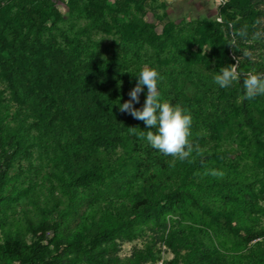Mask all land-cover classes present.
<instances>
[{"label":"rangeland","instance_id":"rangeland-1","mask_svg":"<svg viewBox=\"0 0 264 264\" xmlns=\"http://www.w3.org/2000/svg\"><path fill=\"white\" fill-rule=\"evenodd\" d=\"M24 25L43 39L53 36L79 71L71 86L54 88L45 106L14 97L0 75V244L29 242L34 239L29 225L47 222L58 223L54 238L46 232L53 264H95L74 244L98 236L103 257L124 258L135 250L144 264L158 259L171 264L170 244L178 251L175 264H186L202 240L227 264L232 257L264 264V242L253 244L254 235L264 233V95L249 100L250 115L261 124L256 143L242 122L237 89L246 91L243 80L228 88L214 81L220 68L237 60L241 76L264 73V0H1L0 37L8 40L13 26ZM239 30L247 35L237 36L231 48L232 33ZM91 53L102 62L115 60L101 87L91 84L83 69ZM145 64L162 77L161 100L189 110V140L207 159L197 153L184 161L164 155L140 137L155 129L119 111ZM94 93L111 94L113 105L102 111L103 98L97 103ZM146 93L145 87L135 108H142ZM96 111L103 113V133L83 120ZM203 162L224 175L200 173ZM65 167L74 173L86 167L93 174L72 182ZM223 186H231L232 193L222 205L207 204L205 197L218 198ZM175 189L192 199H185L190 216L184 213L175 223L174 215H166L164 230L140 219L135 193L155 200ZM191 219L202 231H186ZM129 222L133 231L126 228ZM210 233L215 245L202 237ZM183 236L189 243L182 244ZM25 261L24 249L0 257V264Z\"/></svg>","mask_w":264,"mask_h":264},{"label":"trees","instance_id":"trees-1","mask_svg":"<svg viewBox=\"0 0 264 264\" xmlns=\"http://www.w3.org/2000/svg\"><path fill=\"white\" fill-rule=\"evenodd\" d=\"M1 1V0H0ZM1 32V30H0ZM9 39L0 37V75L6 81L7 87L10 89L14 97H21L22 95L27 99H32L34 102L41 106H45L48 102L52 101L54 88L58 86L69 87L72 85L78 76L79 65L74 63L72 57L65 54L64 50L57 45L53 36L43 39L40 35H36L32 28L28 25L13 26L9 31ZM114 58L111 57L107 61L102 62L98 54L91 53L88 61L83 64L84 72L88 75L91 84L104 85L108 79V75L113 71ZM244 80V76H240ZM241 108H242V122L251 133L254 142H258L255 133L261 130V124L252 119L249 111V99L245 98V92L242 87H238ZM103 98V104L100 102ZM94 101L102 104L101 110H105L113 105L114 98L111 94H98L92 95ZM103 113L96 111L94 113H86L83 116L88 124L93 126L96 132L103 133L106 125L102 123ZM98 139V137H95ZM195 148V147H194ZM193 153H196L193 151ZM192 153V154H193ZM203 159L209 156L205 151L199 154ZM190 158V157H189ZM217 170V167L211 163L203 162L199 165L200 173L209 172L210 170ZM66 176L72 182H80L90 176L92 171L86 167L81 168L77 173H74L70 168H64ZM4 176L2 172L0 177ZM3 181L0 178V187ZM149 194L154 196L157 187L150 186ZM232 193V187H220L216 193L218 198L213 196H206V203L212 207H219L222 205L225 197ZM186 198L190 199L188 194L181 189L166 191L162 197L153 200L151 197L143 198L141 193H135L133 196L134 210L138 209L140 219L150 220L159 229H166L167 222L166 215H174L176 217L175 223L179 222L181 215L186 213L191 215L189 210H186ZM192 201V199H190ZM194 220L185 225L186 231L190 232L202 231V228L195 226ZM132 222L127 224L126 228L130 231L132 229ZM28 231L34 236L29 242L20 241L17 239H5L0 244V257L1 255H11L20 251L26 250L25 264H53L49 262L48 246L52 242L58 231V223L39 222L35 225H29ZM51 231L52 237L47 238L46 232ZM189 236V235H188ZM206 238L211 245H215L213 234H206L202 236ZM258 237V238H257ZM254 243L259 246L264 242V233H256L254 235ZM257 238V239H255ZM189 237L183 236L181 238L182 244L189 243ZM101 241V236L92 237L86 242L84 239H78L75 242V247L84 250L89 255L95 264H144L145 257L137 255V251H133L129 256L119 258L117 256H105L99 251L97 245ZM102 246H99V248ZM173 258L171 264H175V257L177 256V249L173 245H169ZM199 248L192 250L193 258L196 261L192 262V257L186 261V264H227L224 258L219 256L215 246L214 251L208 249V245L202 240ZM141 259V260H140ZM233 264H245L239 257H232ZM57 262V261H54ZM55 264V263H54Z\"/></svg>","mask_w":264,"mask_h":264},{"label":"clouds","instance_id":"clouds-1","mask_svg":"<svg viewBox=\"0 0 264 264\" xmlns=\"http://www.w3.org/2000/svg\"><path fill=\"white\" fill-rule=\"evenodd\" d=\"M260 24L261 21H257ZM232 27V25H229ZM245 30L234 31L232 33V41L230 47L236 43V37H246ZM262 33L257 32L255 36L258 38ZM243 55L251 57V53L245 51ZM239 61L222 67L219 74L214 77V81L221 88H228L233 82L240 79L241 73L238 71ZM162 79L158 70L145 64L137 77L138 82L128 93L129 99L118 105L119 111L128 113L133 118L143 121L146 128L155 129L156 131L148 130L146 133L141 132L140 137L145 138L151 146L166 156L178 157L179 160H187L195 151L197 154H202L203 150L197 145L195 148L190 142L192 116L189 110L182 108L180 105L173 106L170 102L160 98L158 92V81ZM243 86L246 90L245 98L253 99L257 95H264V73L251 71L245 74ZM146 87V99L142 108L137 109L134 103H139L140 94ZM132 134L136 133V127H129ZM222 177L224 173L215 169L205 173Z\"/></svg>","mask_w":264,"mask_h":264},{"label":"built area","instance_id":"built-area-1","mask_svg":"<svg viewBox=\"0 0 264 264\" xmlns=\"http://www.w3.org/2000/svg\"><path fill=\"white\" fill-rule=\"evenodd\" d=\"M155 264H163L162 259H158V260H156V261H155Z\"/></svg>","mask_w":264,"mask_h":264}]
</instances>
